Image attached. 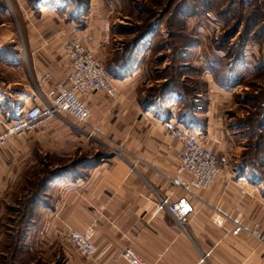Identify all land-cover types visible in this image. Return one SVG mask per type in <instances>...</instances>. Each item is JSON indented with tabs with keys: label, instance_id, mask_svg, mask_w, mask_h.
<instances>
[{
	"label": "crops",
	"instance_id": "crops-1",
	"mask_svg": "<svg viewBox=\"0 0 264 264\" xmlns=\"http://www.w3.org/2000/svg\"><path fill=\"white\" fill-rule=\"evenodd\" d=\"M106 3L86 0L78 16L44 8L40 21L22 31L24 55L0 60V123L50 100L57 84H68L66 39L79 40L106 69L112 53L111 35L104 38L111 11ZM111 64L130 67L113 79L119 95L113 99L94 91L80 96L90 111L86 123L58 114L0 148V213L2 206L10 207L5 194L12 183L19 181V188L27 190L51 173L60 174L27 203L17 257L35 252L44 261V254L58 246L59 232L70 228L85 233L95 248L91 260L79 264H128L121 256L125 247L149 264H264V246L250 233H264V180L251 178L242 166L243 138L225 111L232 90L206 80L205 97L203 90L193 95L194 111L183 108L186 96L177 87L168 90V98L163 92L148 102L140 97L143 63ZM175 126L195 133L220 163L209 188L195 194L172 182L176 176L190 178L177 170L181 143L166 134ZM92 140L106 151L93 164L89 159L72 167L75 152L93 149ZM158 196L186 197L191 209L177 221L156 208ZM204 252L208 255L201 260Z\"/></svg>",
	"mask_w": 264,
	"mask_h": 264
},
{
	"label": "rangeland",
	"instance_id": "rangeland-1",
	"mask_svg": "<svg viewBox=\"0 0 264 264\" xmlns=\"http://www.w3.org/2000/svg\"><path fill=\"white\" fill-rule=\"evenodd\" d=\"M65 1L77 6L79 0H0V60L12 61L24 55L21 33L40 21L42 9L71 16L68 10L75 7L67 5L63 9ZM106 2L111 10L106 19L110 21L109 37H112L108 62L128 65L127 57L131 58L129 64L139 59L144 78L140 97L148 102L161 97L169 85H180L188 96L183 108L194 111L193 94L204 89L205 97L206 80L229 92L232 90L233 98L225 111L228 122L239 127L243 138L242 166L251 178L264 180V128L257 129L264 125V0ZM80 9L83 8L76 7L74 12L79 15ZM91 143L94 148L76 151L73 161L87 163L89 159H99L100 152L106 151L97 141ZM36 184L25 190L19 188L18 181L5 189L10 207L2 206L0 213L3 220L0 264L6 263L5 257L10 258L21 233L18 230L22 228L21 215L25 213L27 197L35 192ZM70 230L59 232L58 246L48 250L40 264H79L84 259L91 260L92 256L85 257L69 241ZM9 243L11 247L7 248ZM34 253L22 257V264H35L38 260Z\"/></svg>",
	"mask_w": 264,
	"mask_h": 264
},
{
	"label": "built area",
	"instance_id": "built-area-1",
	"mask_svg": "<svg viewBox=\"0 0 264 264\" xmlns=\"http://www.w3.org/2000/svg\"><path fill=\"white\" fill-rule=\"evenodd\" d=\"M109 34V21L106 19L104 22V38L106 40ZM63 48L71 62V71L67 75L68 84L66 86L57 84L55 94L51 96L50 100L41 105H33L2 121L0 123V148L16 137L28 134L39 122L49 120L58 114H67L80 124L86 123L90 111L81 101L80 96L94 91H103L113 99L118 97L119 92L110 75L100 61L79 40L68 38L63 42ZM44 79L42 78L41 81ZM166 134L182 145L177 165L178 172L185 171L190 175L189 180H184L179 176L174 177L173 184L189 194H195L199 189L209 188L220 170V163L215 151L204 145L195 133L183 126L170 127L166 130ZM156 208L158 210L165 209L177 221L183 220L191 209L186 197L170 201L168 196H158ZM235 230H238V227ZM250 233L264 246V233L258 229H252ZM67 237L86 257L93 255L94 246L85 233L70 230L67 232ZM207 255L208 252H204L200 259H205ZM121 256L128 264H149L131 247H125Z\"/></svg>",
	"mask_w": 264,
	"mask_h": 264
},
{
	"label": "trees",
	"instance_id": "trees-1",
	"mask_svg": "<svg viewBox=\"0 0 264 264\" xmlns=\"http://www.w3.org/2000/svg\"><path fill=\"white\" fill-rule=\"evenodd\" d=\"M78 4H77V6H76V3H74L73 4V2H67V1H65V5L63 6V9H66V7H67V5L69 6V5H71L72 7H78V8H80V7H82L83 9L82 10H84V8H85V1H83V0H79L78 2H77ZM74 6H73V5ZM80 6V7H79ZM75 8H71L70 10H68L69 11V13H71V15L72 16H78V12H74V9ZM81 14V10H80V12H79V15ZM147 31V30H146ZM151 33H153L154 32V30H152V31H150ZM146 33H149V31L148 32H145V34L144 35H146ZM130 57V56H129ZM129 57H127V62L126 63H128L129 64V59H131V58H129ZM115 62V61H114ZM120 62V61H119ZM136 62V60H134L133 62H131L130 64H129V66L131 65V64H134ZM113 63V62H112ZM125 65V64H124ZM114 66H113V64H110L109 62H107V64H106V71H107V73L110 75V77L112 78V80L115 78V77H117V76H121V75H123V74H125V73H127L128 72V70H129V68L130 67H115V69L113 68ZM173 87H177V88H179L183 93H185V96H186V103L188 102L187 100H188V96L186 95L187 94V92L182 88V86H180V85H169L168 86V89H166L164 92V96H163V98L164 99H166V98H168L169 97V93H168V90L170 89V88H173ZM203 91H204V89H203ZM194 95V94H193ZM264 128V125H260L257 129H258V131H262V129ZM257 150L258 149H256V153H257ZM97 159H95V160H91V164H93L95 161H96ZM75 166V168L76 167H82V162L81 161H76L73 165H72V167H74ZM69 168H70V166H69ZM59 175L60 174H56V173H51L50 175H48L47 177H45L44 179H41V180H38L37 182H35V184H36V187H35V192L32 194V196L30 195L29 197H27V201H28V203H31V202H33L34 201V198H36L35 196L36 195H38L40 192H37V191H39V190H42V186L44 187V189L46 188V187H48L49 186V184L51 183V182H53L57 177H59ZM44 191V190H43ZM27 218H28V212H26L25 211V213H22V215H21V223H22V228H19V230L18 231H20L21 233H20V235L18 236V238H17V241L15 242V244H14V246H13V248H12V252L10 253V258H6L5 257V260H7L6 261V263L5 264H22L23 263V260L24 259H19L18 257H17V254H18V249L20 248V246H21V241H22V233H23V229H24V225H25V223L27 222ZM6 247L7 248H10L11 247V244L9 243V245L7 244L6 245ZM8 257V256H7ZM35 264H40V262L39 261H37Z\"/></svg>",
	"mask_w": 264,
	"mask_h": 264
}]
</instances>
